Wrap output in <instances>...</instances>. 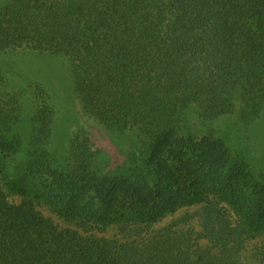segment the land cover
<instances>
[{
  "label": "trees",
  "instance_id": "1",
  "mask_svg": "<svg viewBox=\"0 0 264 264\" xmlns=\"http://www.w3.org/2000/svg\"><path fill=\"white\" fill-rule=\"evenodd\" d=\"M23 46L70 57L81 102L146 146L136 162L95 169L100 150L77 133L64 195L42 202L32 184L45 162L27 153L40 150L51 115L39 113L25 143L12 137L20 105L0 94V264H235L264 234V150L204 134L183 152L177 123L163 116L191 108L221 123L234 114L240 128L263 118L264 0H6L0 51ZM209 202L224 206L206 212L207 223L222 217L221 230L149 229ZM255 253L264 264V239Z\"/></svg>",
  "mask_w": 264,
  "mask_h": 264
},
{
  "label": "rangeland",
  "instance_id": "2",
  "mask_svg": "<svg viewBox=\"0 0 264 264\" xmlns=\"http://www.w3.org/2000/svg\"><path fill=\"white\" fill-rule=\"evenodd\" d=\"M6 0H0V6ZM75 62L62 53H50L31 46L11 47L0 51V94L4 99H14L15 106L20 105V113L14 119L13 125L18 134L12 137L22 139L25 143L32 136L35 118L47 109L51 115L50 129L42 138L39 149L30 147L27 154L35 161H43L44 166L40 172L34 173L33 189L42 194V202L61 198L64 188L61 183L62 173L69 165L71 154L70 142L77 133L89 135L93 147L98 148L99 155L92 166L95 169L110 170L125 162H136V146H146L144 138H137L134 133L121 134L119 130L107 123L94 110L82 103L74 88ZM48 102L46 107L42 103ZM4 103V101H3ZM13 106V103H12ZM43 114V113H42ZM175 116H166L164 120L177 123L180 129L179 138L182 142V150L194 143L193 136L200 137L204 134L215 138L224 137L225 142L233 150L237 148L248 149L251 154L260 155L264 150V116L248 125L238 126L235 117L228 115L219 120L201 119L198 113L191 108H185ZM264 115V112H263ZM228 119V120H227ZM23 153H19L20 156ZM46 194L47 197L44 196ZM59 196V197H56ZM91 199L88 195L85 200ZM17 202L18 200L15 199ZM37 205V208L60 227L68 224L57 218L45 204ZM224 206L218 202L183 207L172 215L166 216L161 221L154 223L149 229L153 232H165L177 230L186 236H197L203 232L221 230V216L214 222L207 223L206 212L209 210H221ZM233 220V217L231 218ZM229 220V219H228ZM231 230L236 222L230 221ZM206 230V231H203ZM118 231L110 229L105 235H115ZM230 238V237H229ZM264 234L249 239L246 248L241 250L240 258L235 264H257L255 258L256 249L261 245ZM208 244L207 241H201Z\"/></svg>",
  "mask_w": 264,
  "mask_h": 264
}]
</instances>
